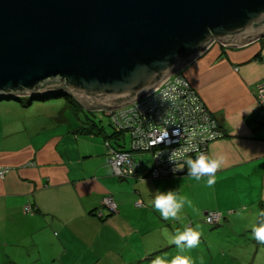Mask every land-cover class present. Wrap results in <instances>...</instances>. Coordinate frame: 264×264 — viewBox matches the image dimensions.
I'll use <instances>...</instances> for the list:
<instances>
[{"label":"crops","instance_id":"obj_1","mask_svg":"<svg viewBox=\"0 0 264 264\" xmlns=\"http://www.w3.org/2000/svg\"><path fill=\"white\" fill-rule=\"evenodd\" d=\"M180 71L224 133L208 147L209 155L227 156L216 183L209 188L207 178L198 182L188 174L152 179L150 160L143 156L136 176L116 177L105 161V134L77 132L53 115L46 118L30 111L25 108L30 103L19 99L16 112L21 115L23 110L25 117L0 114V165L9 166L0 177V260L51 253L47 243L58 239L60 257L72 259L79 254L81 261L104 264L97 261L110 254L116 259L120 248L131 246L132 230L145 236L154 229L155 241L142 249L132 248L138 255L132 260H151V254L160 253L162 243H168L169 236L163 232L168 221L155 210L154 217H147L149 226L133 218L132 225L130 209L154 210L158 191L174 190L192 201L175 225L187 218L199 220L207 210L222 211L225 224L238 216L257 224L264 212V121L257 118L256 104V84L264 79V37L240 45L215 42ZM104 195L113 197L117 211L100 218L93 211L101 207ZM138 199L143 204L137 205ZM27 204L30 210L25 211Z\"/></svg>","mask_w":264,"mask_h":264},{"label":"water","instance_id":"obj_2","mask_svg":"<svg viewBox=\"0 0 264 264\" xmlns=\"http://www.w3.org/2000/svg\"><path fill=\"white\" fill-rule=\"evenodd\" d=\"M264 37V0H0V99L137 100L211 44Z\"/></svg>","mask_w":264,"mask_h":264},{"label":"built area","instance_id":"obj_3","mask_svg":"<svg viewBox=\"0 0 264 264\" xmlns=\"http://www.w3.org/2000/svg\"><path fill=\"white\" fill-rule=\"evenodd\" d=\"M256 99L259 121H264V79L256 84ZM111 124L130 134V149L115 148L109 139L104 140L105 161L111 166L112 173L119 177L136 175L140 162L135 153L149 152L151 163L148 170L150 178L188 173L181 160L178 167L183 170L173 172L174 165L168 156L173 149L187 151L188 145H196L200 152L208 154L210 142L224 135L217 119L208 110L198 91L181 71H176L148 94L122 105L106 110ZM187 130V131H185ZM175 141V142H174ZM195 158V151L189 152ZM9 171L8 165H0V177ZM137 205L143 204L141 199ZM116 210L117 204L111 195H104L101 207L96 210L103 215V208ZM30 210V205L24 206ZM223 217L220 210H207L204 220L216 223Z\"/></svg>","mask_w":264,"mask_h":264},{"label":"rangeland","instance_id":"obj_4","mask_svg":"<svg viewBox=\"0 0 264 264\" xmlns=\"http://www.w3.org/2000/svg\"><path fill=\"white\" fill-rule=\"evenodd\" d=\"M18 98L22 99L25 103H30L28 106L26 105L25 108L29 107V110L36 114L40 112V114H43L41 115L42 117L47 118V115L50 114L54 116V119L58 120L57 116L63 113L66 117L63 125L68 128L80 125L81 120L79 119H84L85 116L88 115L89 117L96 119L100 124H103L107 132H110L114 129V126L110 122L109 116L106 115L102 110L89 111L80 108L77 110L76 114V111L70 107H65L61 111L60 107L68 103L65 95L32 99L30 94H21L18 96ZM19 99L15 101L13 99L1 98L0 114L8 113V118L10 119L17 117L19 113H17L16 110L20 109L21 107V103L18 102ZM15 102L20 106L17 108L12 106V104ZM21 111V115L18 117L23 118L25 117V113L23 110ZM29 114L30 112L28 111L26 117H28ZM122 136H120L118 140L123 144L125 143L124 145L129 146V132L124 131ZM110 140L115 142L114 138H110ZM134 155L137 156L136 153ZM142 156L145 160H148L150 155L148 152H145L142 153ZM147 204L150 205L149 203ZM104 209L107 210L106 207H104ZM238 210L241 211V208H238ZM130 213L131 217H129L131 218L130 221L132 225L133 219H135V221L141 219L147 226H149L148 218L154 217V214L157 212L155 209H152L138 213L135 208H131ZM157 215L161 216L159 212ZM184 216L186 217L187 214ZM240 219L241 217L239 216L234 218L232 224H225L223 218L220 219L219 223H209L206 222L204 217L201 216L199 220L187 218L179 224L180 226L175 225L177 220H166L168 221V227H165L164 225L163 232L167 233L169 238L168 243H163H166L167 246L165 247V244L162 243V251L160 253L155 252L154 254H151V260H132L135 255L138 256L137 252L132 253V248L133 246H136L137 249H142L144 245L147 247L151 241H155V230L150 229L145 236H140L139 233L135 232L134 229L131 231V235L129 237L131 244L129 247L131 249H129V247L120 248L121 254L115 255L116 259H114L113 254H110L108 255L107 259H100L97 262H104V264H130V262L131 264H152L153 259H155L157 256L171 261L174 256L180 253V250L175 244H170L169 239L172 238V235L175 236L177 232L184 231L186 227H193L201 232L200 244L198 247L191 250H185L183 253L184 255H189L192 258L193 264H264V244L258 242L253 237L252 229H250L254 226L255 221L249 223L248 221L243 222V220ZM193 220L195 221L190 226L188 223ZM151 222L152 223L150 224H154L155 221L152 220ZM47 245H49L47 247L51 248V253H43L39 255V257L38 255L33 257L24 255L22 259H15V261H12L11 259L8 261L0 260V264H96V260L83 259L81 261L79 254H76V257L72 259H68L69 257H64L65 259L60 257L59 253L57 254V251L61 250L62 245L58 239L50 240Z\"/></svg>","mask_w":264,"mask_h":264},{"label":"clouds","instance_id":"obj_5","mask_svg":"<svg viewBox=\"0 0 264 264\" xmlns=\"http://www.w3.org/2000/svg\"><path fill=\"white\" fill-rule=\"evenodd\" d=\"M187 131V130H185ZM175 142V141H174ZM187 151L173 149L169 156V163L174 165L172 171L177 172L183 170V165L188 168V175L196 181L206 179V186L211 188L216 183V173L227 166V156L220 153L205 154L199 151L196 145H188ZM195 151V158L188 155L189 152ZM183 165L177 166L180 161ZM185 205L191 207L192 201L187 196L181 195L174 190L167 192H159L155 196L152 206L158 211L165 220H180L181 212ZM239 214V213H238ZM264 217V212L259 214ZM253 237L260 243L264 244V222H260L258 226L252 228ZM167 236V233H165ZM201 232L193 227H186L184 231L177 232L175 236L169 239L170 244H175L180 253L174 256L171 261L163 257L157 256L153 259L152 264H193V260L189 255H184L185 250L196 248L200 244Z\"/></svg>","mask_w":264,"mask_h":264},{"label":"trees","instance_id":"obj_6","mask_svg":"<svg viewBox=\"0 0 264 264\" xmlns=\"http://www.w3.org/2000/svg\"><path fill=\"white\" fill-rule=\"evenodd\" d=\"M60 95H65L66 98H67V104H64L60 107V110L62 111L65 107H70L71 109H73L74 111H76V114H77V110H79L80 108L81 109H84L83 107H81V105L76 101V99L74 97H72L69 93L63 91V90H58V91H55V92H50V93H38V94H35L33 95L32 97L33 98H37V99H40V98H46V97H49V96H52V97H55V96H60ZM17 99H19L18 97H16ZM58 120H61V121H65L66 120V117L64 116V114H60L57 116ZM81 120V123L80 125L74 127V130H76L77 132H83V133H90V132H100V133H103L105 134V138L109 139V141L111 142L110 138H114L115 139V142H111V144L115 147V148H118V149H130V143H129V146L126 147L124 146L123 143H121L118 139L120 138V136L123 135V132L126 131V130H123V129H117L114 127V129L110 132H107L105 130V127L103 124H100L96 119H94L93 117H89L88 115L85 116L84 119H79ZM124 137V136H122ZM130 142V141H129ZM149 153V152H148ZM137 156H135V158L140 162V165L144 162L142 159V153H136ZM149 160H150V163H151V154L149 153ZM139 165V166H140ZM138 166V168H139ZM150 166V164H149ZM138 168H137V171H138ZM138 172H136L137 174ZM183 174H187V173H183ZM114 175V174H113ZM175 175H178V174H175ZM182 175V174H181ZM116 176V175H114ZM136 176V175H135ZM169 176H172V175H169ZM116 177H119V176H116ZM167 177V176H166ZM120 178H127V177H120ZM162 178V177H160ZM154 179V178H152ZM106 211V212H104ZM116 210H105L103 208V215H98L96 213V210H94L93 212L99 216L100 218H105L107 214L109 213H113V212H116ZM260 222H264V217H258L257 219V224L255 226H258Z\"/></svg>","mask_w":264,"mask_h":264}]
</instances>
